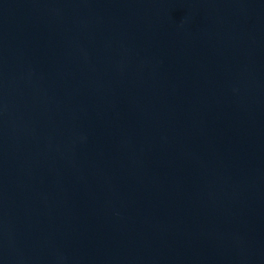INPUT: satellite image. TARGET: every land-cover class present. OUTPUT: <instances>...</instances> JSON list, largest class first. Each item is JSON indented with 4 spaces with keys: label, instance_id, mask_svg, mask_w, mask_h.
<instances>
[{
    "label": "water",
    "instance_id": "95a60500",
    "mask_svg": "<svg viewBox=\"0 0 264 264\" xmlns=\"http://www.w3.org/2000/svg\"><path fill=\"white\" fill-rule=\"evenodd\" d=\"M0 264H264V0H0Z\"/></svg>",
    "mask_w": 264,
    "mask_h": 264
}]
</instances>
